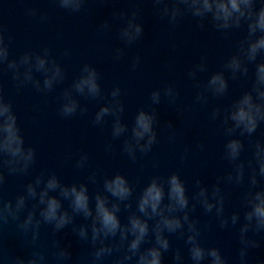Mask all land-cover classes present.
Returning a JSON list of instances; mask_svg holds the SVG:
<instances>
[{
	"label": "clouds",
	"instance_id": "clouds-1",
	"mask_svg": "<svg viewBox=\"0 0 264 264\" xmlns=\"http://www.w3.org/2000/svg\"><path fill=\"white\" fill-rule=\"evenodd\" d=\"M60 9L79 13L88 0H52ZM156 13L176 25L178 19L191 15L198 26L205 21L227 37L232 30L246 26V34L236 42V51L224 62L220 71L213 72L206 82L197 79L198 73L208 70L206 58L188 70V77L197 89L194 100L207 104L209 95L224 97L232 80L249 76V65H254L249 89L230 105L213 108L210 119H219L226 141L222 159L229 169L216 176L211 186L195 179L191 194L178 171L168 176H153L137 192L135 185L120 172L104 175L102 188L90 193L89 185H97V173H90L86 181L64 183L54 171H41L14 198L3 196L8 176L29 175L36 160V150L26 145L18 118L10 100H6L0 84V264H165V254L171 251L173 264H185L180 248L173 249L171 237L183 240L191 264H229L230 258L216 245L206 246L202 241L200 219L192 214L198 208L205 215H213L220 229H235L237 250L234 264H252V250L259 249L264 240V140H253L257 129L264 124V0H151ZM259 5V6H257ZM26 14L45 23L49 16L37 8L26 9ZM114 17L124 20L118 39L126 46L140 40L144 26L139 22L140 9L113 11ZM101 32L111 31L108 20L99 26ZM6 28L0 23V74L10 72L17 90L31 86L39 93H50L66 79L64 68L53 57L50 47L39 51H25L18 58L10 59L9 45L12 37H6ZM69 50L63 55L69 56ZM125 55L123 47L113 50V58L119 61ZM259 58V60H258ZM141 61L136 56L131 64L135 70ZM42 76V80L36 74ZM101 75L96 67L85 63L80 74L57 99L59 114L68 118L84 115L77 97L88 100H107L92 119L94 126L103 127L111 117V137H124L122 151L136 162L138 153L147 155L159 143L157 126L160 125L157 105L162 97L170 105H176L179 90L171 83L150 93V103L136 112L131 126L123 119L125 105L122 90L115 85L105 96L100 84ZM185 109H178L183 117ZM160 127L168 132V140H175V125L165 121ZM243 138L249 141L251 156L242 158L245 152ZM203 151L205 145L197 144ZM106 151H114L113 144ZM185 148L180 159L187 158ZM89 156L81 152L75 161L76 169L88 167ZM7 173V175H6ZM243 188L240 210L226 213L228 193L225 186ZM246 185V186H245ZM133 202L135 208L133 209ZM126 213L121 219V213ZM79 218V222H78ZM14 225L22 243L28 248L25 254L14 253L7 245L5 232ZM51 230L50 243L41 242L42 229ZM205 228L208 225L204 226ZM65 229L77 238V243L87 246L73 256L72 243H62L60 234ZM260 236L261 239H257ZM254 264H264V258H255Z\"/></svg>",
	"mask_w": 264,
	"mask_h": 264
},
{
	"label": "water",
	"instance_id": "water-1",
	"mask_svg": "<svg viewBox=\"0 0 264 264\" xmlns=\"http://www.w3.org/2000/svg\"><path fill=\"white\" fill-rule=\"evenodd\" d=\"M259 6V5H257ZM37 8L47 13L49 19L45 23L26 14V9ZM140 9L139 22L144 26L142 38L130 46L124 45L118 39L119 28L124 20L112 15L113 11L127 10L129 14L134 9ZM108 20L111 31L101 32L98 26ZM0 23L6 28V37L10 35V59L18 58L25 51H39L47 46L52 50L53 57L65 70L66 79L55 86L50 93L37 92L30 85L17 90L10 72L0 74V84L6 100H10L17 115L18 124L22 129L26 145L36 150V160L29 175L8 176L3 187L5 198H14L23 191V185L28 183L41 171H54L62 182L86 181L87 176L95 171L99 183L89 185L90 193L102 188L103 176L115 172L124 174L139 192L153 176H168L178 171L185 181L189 193L194 190L195 179L211 186L216 176L228 169L227 161L222 159L223 146L226 137L220 126L219 119L211 120L213 108L227 107L237 99L252 83L254 65H249V76L230 78L227 95L213 98L209 95L207 104L196 103L194 97L197 89L188 77V70L206 58L208 70L197 74V79L206 82L209 76L223 68L225 60L236 51V42L246 34V26L232 30L225 37L210 23L205 21L204 28L198 26L196 18L185 15L178 19L176 25L161 19L156 13L151 0H88L79 13H70L60 9L52 0H0ZM123 47L125 55L119 61L113 58V50ZM65 50L70 51L64 56ZM136 56L141 57L139 66L133 70L131 64ZM259 60V58H258ZM88 63L98 69L101 75L100 84L107 97L115 85L122 90V100L125 111L122 119L131 126L133 118L141 107L150 103V93L166 84H173L180 92L176 105H170L162 97L157 105L160 125L171 121L175 125V140L169 142L168 132L157 126L159 143L155 144L147 155H138L132 162L122 151L124 137L112 140L111 121L101 126H94L92 119L98 108L106 103L101 100H88L77 97L82 106H87L88 112L72 117H62L59 114L57 97L63 89L69 87L79 76L83 64ZM42 80L40 74H36ZM185 109L183 117H179L178 109ZM245 152L242 158L251 156L249 141L243 138ZM264 140V124L257 129L253 140ZM111 142L114 151H106V145ZM203 143L205 148L200 151L197 144ZM188 148L187 158L182 162L180 157ZM81 152L89 156L88 167L76 169L75 161ZM7 175V173H6ZM246 186V185H245ZM228 193L226 213L240 210L243 212L241 195L243 188L234 185L225 186ZM135 202H133V209ZM200 219L202 241L208 245L221 248L224 255L230 258L229 264H234L238 247L235 229H220L213 215H205L198 208L192 214ZM126 213H121L125 219ZM79 222V218H78ZM208 225L207 228L204 226ZM60 234L62 243L71 242L73 256L80 254L87 246L77 243V238L65 229ZM8 247L18 254H25L28 248L22 243L14 225H9L5 232ZM257 239H261L260 236ZM51 230L42 229L41 242L50 243ZM173 249L180 248L185 256V264H191L187 256V247L183 240L171 237ZM252 264L255 258H264V240L259 249L252 250ZM165 264H173L172 253L165 254Z\"/></svg>",
	"mask_w": 264,
	"mask_h": 264
}]
</instances>
